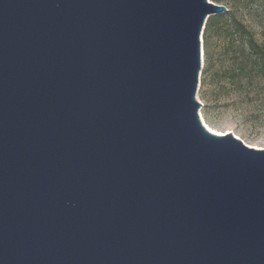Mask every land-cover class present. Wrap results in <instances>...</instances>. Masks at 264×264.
I'll return each instance as SVG.
<instances>
[{
	"label": "water",
	"instance_id": "water-1",
	"mask_svg": "<svg viewBox=\"0 0 264 264\" xmlns=\"http://www.w3.org/2000/svg\"><path fill=\"white\" fill-rule=\"evenodd\" d=\"M213 0H0V264H264V146L205 124Z\"/></svg>",
	"mask_w": 264,
	"mask_h": 264
},
{
	"label": "rangeland",
	"instance_id": "rangeland-1",
	"mask_svg": "<svg viewBox=\"0 0 264 264\" xmlns=\"http://www.w3.org/2000/svg\"><path fill=\"white\" fill-rule=\"evenodd\" d=\"M232 9L229 0H213ZM237 10L253 24L256 37L264 44V6L255 7L239 1ZM225 36L222 22L210 38V56H204L198 100L207 123L220 131H235L253 146H264V94L252 86L237 87L222 73L231 54L241 49ZM205 51V49H204Z\"/></svg>",
	"mask_w": 264,
	"mask_h": 264
},
{
	"label": "trees",
	"instance_id": "trees-1",
	"mask_svg": "<svg viewBox=\"0 0 264 264\" xmlns=\"http://www.w3.org/2000/svg\"><path fill=\"white\" fill-rule=\"evenodd\" d=\"M239 1L255 7L264 6V0H229L232 9L211 16L204 29V49L207 58L210 56V38L218 23L222 22L225 36L230 43L228 55L231 49L238 46L241 53H232L227 66L222 67L225 76L239 87L252 86L258 88V92L264 94V44L256 37L253 24L249 19L237 10Z\"/></svg>",
	"mask_w": 264,
	"mask_h": 264
},
{
	"label": "bare ground",
	"instance_id": "bare-ground-1",
	"mask_svg": "<svg viewBox=\"0 0 264 264\" xmlns=\"http://www.w3.org/2000/svg\"><path fill=\"white\" fill-rule=\"evenodd\" d=\"M201 113H202V111H201ZM202 116H203V119H204L205 124H207L208 126L212 127L213 129L217 130L216 128H214L213 126H211V125H209V124L207 123L206 119L204 118L203 113H202ZM217 131L220 132V133H226V131H220V130H217ZM227 132H228V131H227Z\"/></svg>",
	"mask_w": 264,
	"mask_h": 264
}]
</instances>
